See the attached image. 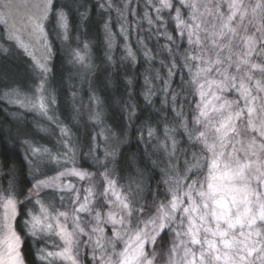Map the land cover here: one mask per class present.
Masks as SVG:
<instances>
[{"label":"snow or ice","instance_id":"snow-or-ice-1","mask_svg":"<svg viewBox=\"0 0 264 264\" xmlns=\"http://www.w3.org/2000/svg\"><path fill=\"white\" fill-rule=\"evenodd\" d=\"M133 0L124 5L127 10ZM204 4L205 12L199 11V0H147L155 12L156 20L145 12L149 24L158 23L163 31L158 35L167 40L161 47L169 53L167 76L163 82L166 95L170 98V110L174 114V126L164 125L163 141L160 147L169 157V168L163 170L167 179L162 180L163 188L157 190L137 185L135 191H125L112 178L113 169L94 156L96 165L104 170L93 173L75 166L77 145L71 143L72 134L66 126L59 128L62 152L54 153L43 145L37 147L28 141V160L31 188H24L23 181L16 180L15 169L6 174V187L0 184V264H26L25 251L43 238L55 237L60 241L53 244L54 251L47 248L37 250V258L42 264H82L84 250L90 256L88 264H264V63L253 62L255 56L264 60V23L257 27L253 35L247 33L244 20L260 16L264 21V0H215L214 9ZM52 0H46L42 15L29 17L28 29L43 40L48 56L51 45L47 40L43 21L47 19ZM107 8L114 7L112 0H106ZM158 5V6H157ZM9 7L0 4V9ZM101 8L105 5L101 4ZM224 9L223 11L221 9ZM167 10L174 23L177 35L167 30V22L161 15ZM188 12V19L183 11ZM123 17L124 11L116 8ZM175 13V15H172ZM211 16L219 21L209 31L202 17ZM56 26L68 40V23L63 12L56 14ZM82 16H86L82 14ZM0 22L3 15L0 14ZM251 23V20H249ZM105 30L108 47L114 43V34ZM121 26V33L128 32ZM19 47L32 56L34 66L40 70L41 79L34 89V99L25 104L22 100L13 102L39 111L48 120L49 108L46 103L47 57L42 63L28 51L18 36L11 35ZM189 46L183 54L180 44ZM142 55L153 60L151 49L143 41ZM234 46H242L241 51H233ZM123 59L136 62V53L130 44L124 45ZM209 49L214 54H209ZM7 52L6 49H0ZM88 44H83V52L73 50L74 59L85 64ZM194 54H190L193 53ZM227 55L221 56V53ZM235 57V59L233 58ZM111 61V57H108ZM182 61V63H177ZM195 63V65L193 64ZM163 63V62H162ZM87 66V65H85ZM193 66L195 72H192ZM187 67L191 73L190 85L195 86L200 102L196 104V114L191 120L184 114L183 105L178 104L181 91L173 89L171 78L177 75V68ZM232 70V71H230ZM215 72L219 79L212 78ZM261 78L257 79L255 73ZM155 78L160 79L159 73ZM131 81H129V84ZM148 86L145 100L151 103L152 85L145 76ZM235 92L238 99L229 100L227 93ZM91 99L99 107L102 101L93 95ZM50 103H55L49 97ZM165 103H169L166 100ZM178 105V106H177ZM129 118L136 115L135 106L130 105ZM215 114L216 119L212 118ZM102 109L90 115L97 125L102 123ZM54 122V121H53ZM184 138L187 147H181L176 134ZM103 135V129L100 132ZM149 140L156 136V129L145 125L140 137ZM107 139V137H105ZM177 152L182 161L173 160ZM104 157L114 158L115 152L105 150ZM35 161V164L33 163ZM59 165L62 171L48 177L40 173V165ZM71 164V167H67ZM34 173L45 175L36 179ZM98 176L99 191H96L94 177ZM88 181L83 195L76 184ZM54 192L65 211L41 199V192ZM69 203L65 204V199ZM104 209L105 211H101ZM71 225V227H69ZM111 236L106 234V227ZM119 245V247H118Z\"/></svg>","mask_w":264,"mask_h":264},{"label":"rangeland","instance_id":"rangeland-1","mask_svg":"<svg viewBox=\"0 0 264 264\" xmlns=\"http://www.w3.org/2000/svg\"><path fill=\"white\" fill-rule=\"evenodd\" d=\"M54 1L52 0L51 8L49 9L47 19L43 21L44 30L47 33V40L49 41L51 45V55L48 56V53L43 46V40L38 38L37 35L33 32H30L28 29L27 20L29 17L39 16L43 14L44 11V4L46 3V0H0V4L7 3L9 7L0 9V14L3 15V22H0V49H6L7 51L11 49L13 52L21 51L22 56H25L29 59L30 68H31V82L27 83L26 86H12L11 88H6L4 90L3 95V101L6 104V109L8 108L10 115L12 118H18L22 122H25L28 125L29 130L31 133H33L34 139L37 140L38 143L31 142V144L39 147L43 145L44 147H47L51 149L54 153L62 152L63 148L61 145V136L59 132V128L61 126H66L68 129H70L72 134V141L71 143L77 145V151L75 155V166L80 169H87L90 172L96 173L97 168L100 167L99 165H96L95 160L93 159V154L90 153V149L95 145L94 147V156L98 157L100 160L104 161V164L107 165L108 168L113 169L114 175L112 176L113 179L117 181L118 186H121L125 191H127L129 188L133 191L137 189V185H139L141 188H144V182L146 175H144L140 170H136L134 174H131L130 177H126L121 179L118 177L117 173V166H116V158L118 156V153L121 151V149L128 145V141L130 140V132L132 130L131 120L133 118H129V112L125 113V120H126V132L123 133V135H119L116 131H112L111 126L108 125V123L104 119V107L101 104L99 107L95 104V102L91 99L93 95L100 98L98 92L95 89V86L93 85V77L94 74H96L97 67L96 62L94 59V53L92 44L88 42V40L81 36H75L74 33L71 32L70 29V22H69V15L66 13L65 10V4L57 5L54 7ZM73 2L74 0H66ZM95 2H98V12L100 13V17L102 16V13L104 14V17H102V21H100V28L102 31V39H103V56L106 60H108V64H114L117 61H126L131 62L130 59H123V57L126 55V51L124 48L125 43H128L131 45L133 51L136 53V61L137 58V51L141 52V46L137 44V41L134 39V36L131 31V25L130 21L133 18L132 14H136L137 8H136V2L137 0H133V2L130 4L129 8L127 10L124 9V5L128 3V0H112V3L114 7L112 9L107 8L106 0H92ZM82 2H84L82 0ZM143 2L146 5L147 13L151 16L153 21L156 20V15L154 10L152 9L151 5L147 4V0H143ZM250 2V0H246V3ZM153 3H156V0H153ZM208 3V0H199V11L204 13L205 8L204 4ZM104 4L105 7L101 8L100 5ZM77 6L79 10L82 12H85L83 8H80L79 3H77ZM84 7V5H82ZM158 6V5H157ZM214 9L215 7V0H212V3L209 5ZM65 7V8H64ZM86 8L88 12L91 10V6H87ZM134 7V8H133ZM116 8H120L122 11H124L123 17L116 11ZM133 8V9H132ZM131 9V10H130ZM132 10L134 12H132ZM224 10L223 8L221 9ZM102 11V12H100ZM183 11L184 18L188 19V12ZM59 12H63L67 18L68 23V40L63 39V32L59 30L56 26V14ZM161 15L164 17L165 21L167 22V30L169 33H171L173 36H176L177 33L174 31L175 25L174 23L169 19L168 11L165 10L161 13ZM172 15H175V13H172ZM202 19L205 21V27L209 29V31L212 30V25L216 24L217 27L219 25L218 20H214L211 16H208L206 13L202 17ZM249 20H251V23H249ZM145 23H148L147 19L142 20ZM264 23V21L261 20L260 16L257 15L256 18H252L249 16L244 20V27L247 28V33L241 32V35L247 34V35H253L255 34V30L257 27H260L261 24ZM107 24L108 29L111 30V32L114 34V43L111 48L108 47V37L107 32L105 30V25ZM124 26L128 28V32L121 33L120 29L121 26ZM156 25V35L155 38L158 41L155 45L158 47L156 51H160L163 49L161 46L167 44V40L165 37L158 35L159 31H163V29L160 27L158 23H155ZM75 32V31H74ZM76 34V33H75ZM11 35H16L20 38V40L28 46V51L32 52L33 55L36 57L37 60H40L42 63L44 62V58L47 57V63L46 67L49 69V71L46 74V103L49 108L48 115L53 117V121L48 120L44 115H42L39 111L33 110L30 107L21 106L20 103H15L13 101L15 100H22L25 104H28L29 100L34 99L35 93L34 89L35 86L39 84L41 79L40 70L37 69L34 66V61L32 56H29L28 53L24 50V48L19 47V45L16 43V41L11 40L9 37ZM74 37V38H73ZM74 39V41H72ZM88 44V51L86 54V61L85 64H81L77 62L74 59L73 56V50L79 49L81 51V54H85L83 52V44ZM178 44H180L179 52L180 54H183L184 50L187 49L189 46L187 43L182 41H177ZM56 47L58 48L59 52L61 53V56L64 57L66 61H68L71 72L69 77H67V80L65 82V86L69 89V94L71 95L72 99H76L74 104L76 103L77 110L74 114V116H80L83 117L85 123L83 124L82 128L79 129L81 131V134L86 136V133L89 134L88 136V144H84V139H79L75 136L76 132L71 129L70 126L67 125V123L63 120L61 117V114L57 108L58 104V93H57V87L53 83L52 76H53V69H52V63L55 56V50ZM138 49V50H137ZM242 46L236 47L234 46L233 51H241ZM164 53L167 54V51L164 50ZM7 52L0 51V57L5 56ZM190 54H194L190 53ZM209 54H214V50L209 49ZM227 55V52L221 53V56ZM111 57V61H109L108 57ZM235 59V57H233ZM10 58H7L6 61L9 63ZM253 62L255 63H264V60H258L253 57ZM182 63V61L177 62ZM197 62H193L195 65ZM133 64V63H132ZM165 64V63H162ZM87 65V66H85ZM170 66V65H169ZM166 72V77L164 79L167 80V68L168 66L162 65ZM4 70L3 67L0 68V70ZM178 69V68H177ZM176 69V71H177ZM182 72H184L188 77L189 80H191V73L189 72V69L187 67H184L181 69ZM232 71V70H230ZM159 73L160 71H153L148 75L149 80L151 81L152 89L154 86H156L157 79L155 78V73ZM192 72H195V67L193 66ZM212 78L219 79V76L213 72L210 74ZM255 77L257 79L261 78V74L259 72L255 73ZM161 78V77H160ZM173 78V77H172ZM171 78V79H172ZM23 80V79H22ZM20 80V84H23L24 81ZM171 83V81H170ZM18 86V87H17ZM143 86H147L145 84V77L143 78ZM191 86V93L193 96V106H192V112L189 115H186L189 120L193 117V115L196 114V104L200 102L199 95L196 94L195 86ZM148 87V86H147ZM146 87V89H147ZM162 90H164L162 86ZM169 91V90H168ZM165 92V90H164ZM157 93H152L151 95V101H153L156 97ZM226 98L229 100L238 99V96L235 92L227 93L225 94ZM54 98L55 103H50L48 101V98ZM101 100V98H100ZM131 105H134L133 103ZM102 109V123L97 125L94 121H92L89 117L90 115L95 111H100ZM173 114V111H171ZM174 116V114H173ZM212 118L216 119L217 117L215 114H212ZM260 118L264 119V116H261ZM78 125V120L75 119ZM103 129V135H100L101 130ZM11 128H8V131H10ZM163 131V130H162ZM162 131L160 134L156 133V136L159 137V140H157L155 137L151 140H149L146 136L144 140L147 144L153 147H156V156L153 155L152 159L155 160L158 163V167L155 169L156 173V188L159 185L160 188H163L162 180L167 179L166 176L163 175V170H168L171 175H175L174 172L171 171L169 168V157L167 156L166 152L162 147H160V142L163 141L164 137L162 135ZM41 135L40 138H36L38 135ZM107 137V139H105ZM141 139V138H140ZM176 139L179 140L180 146L182 142H184V138L179 134V132L176 134ZM143 140V139H142ZM87 145V146H86ZM144 145V144H143ZM145 146V145H144ZM107 150L108 152H115V157H104V152ZM23 158L25 160V163L27 164L28 172H30L29 166H28V160L32 159L30 155V148L27 144L26 149L23 153ZM183 157L182 154L177 153L176 158L173 160V162H176L177 160L182 161ZM35 164V161H33ZM71 164H68L67 167H71ZM153 166V165H152ZM40 173L46 174V176L51 177L55 176L57 171H62L63 167L59 165H49L47 163L40 165ZM104 169L100 167V171H103ZM7 173L3 170L2 164L0 161V184H3L6 187V180L11 179L10 177H7ZM36 179H43L45 178V175H41L39 173H34ZM33 179L32 175H29V181ZM68 181H70L73 184H76L78 188L81 189V195H83V189L86 187L89 182H78L73 177H68ZM93 183L96 184V191H99V181L98 176L94 177ZM32 184L29 182L27 188H31ZM144 194V193H143ZM41 199L45 200L46 203H49L50 205L54 206L55 209H59L60 211H65L66 208L63 207L57 197V195L52 192L49 189H44L41 192ZM69 203L67 198L65 199V204ZM101 211H105L102 209ZM71 227V225H69ZM110 226L106 227V234L108 236H111V231L108 230ZM37 245V250L41 248H47L48 251H54L58 249H53V244H59L60 241L57 240L55 237L51 238H43L40 242H35ZM119 247V245H118ZM90 259V256L87 254V249L84 250V254L81 257L82 264H88V261ZM41 261V260H40ZM27 264V263H26Z\"/></svg>","mask_w":264,"mask_h":264},{"label":"trees","instance_id":"trees-1","mask_svg":"<svg viewBox=\"0 0 264 264\" xmlns=\"http://www.w3.org/2000/svg\"><path fill=\"white\" fill-rule=\"evenodd\" d=\"M83 1L84 2H82V0H74L73 2H66V0H55L54 7L65 4L66 8H64L69 15V26L71 32L74 33L73 35L85 37L88 42L92 44L97 67L96 74H94L93 77V85L104 107V119L108 125L111 126L113 132L116 131L119 135H123V133L126 132L125 125L127 122L125 120V113L131 110L130 105L132 103L135 106L136 115L131 120L132 130L129 133L130 140L128 141V145L124 146L118 153L116 158V170L118 177L121 179L130 177L136 170H140L146 175L145 181H143L145 189L144 194H146L148 187H151L153 190L156 188L155 169L159 165L156 159H152V156L156 154V147L147 144L144 140L146 135L144 138H141L140 132L144 130L146 124L155 128L158 134L163 130L165 124L169 127L174 126V116L170 110V98L166 95L164 90H162V85L166 77V72L162 65H164V67L165 65L169 66L168 61L170 56L168 52L165 54L163 49L156 51V49H158L155 45L158 42L155 38L157 32L156 25L155 23L149 24L142 21L145 19L144 13L147 9L143 0H137L135 4L137 12L135 15L132 14L133 18L130 21L131 31L138 45L141 46L138 41H143V44L146 45L148 49H151L154 59L149 61L140 51H137L138 60L133 64L125 60H116L114 64H108V60H106L102 54L104 44L102 31L99 26L104 14L102 13L100 17L98 2L92 0ZM77 3H79L80 8H83L85 12L79 10ZM82 5H84V7ZM89 5L91 6V10L88 12L86 8H88L87 6ZM132 12L134 11L132 10ZM85 13L86 16H82V14ZM72 41H74V39H72ZM55 51L52 63V80L57 87V108L63 120L76 132L75 136L77 138L79 137V139H84V144L85 142L88 144V131L85 136V134L82 135L79 130L82 128L85 121L83 117L74 116L77 110L76 103L74 104L76 99L75 97L72 99L69 94V89L64 85L67 77L72 74L70 65L68 61L61 56L57 47ZM7 58H10L9 63L6 61ZM162 62L165 64H162ZM1 67H3L4 70H0V161L6 173H8L10 169H15L16 180L23 181L22 186L27 188L29 184V172L23 158V153L27 146L25 141L38 142L34 139L35 135L31 133L25 122H22L18 118H12L8 108L6 109L3 95L6 88H11L15 85L20 87L26 86L27 83L31 82L32 74L30 63L28 58L22 56L21 51L13 52L9 49L5 56L0 57V68ZM155 70L160 71L161 78L157 79L156 86L152 89V93H157V95L149 104L144 97L147 86H143V78L146 75H150V73ZM20 80L24 81L23 84H20ZM129 81H131L130 84ZM189 81V77L178 68L177 75L171 79L172 88L169 89V92L173 89L181 91L182 86L183 91L182 95L179 97L178 104L183 105V112L185 115H189L192 112L193 106V96ZM166 100H169V103H165ZM75 119L78 120V125ZM8 128H11V130L8 131ZM40 137L41 135L39 134L36 138ZM181 147H187V145L182 142ZM25 261L27 264H42L37 258L36 243H33L31 247L25 251Z\"/></svg>","mask_w":264,"mask_h":264}]
</instances>
